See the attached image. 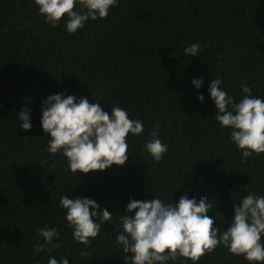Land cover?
Returning a JSON list of instances; mask_svg holds the SVG:
<instances>
[{"label": "trees", "instance_id": "16d2710c", "mask_svg": "<svg viewBox=\"0 0 264 264\" xmlns=\"http://www.w3.org/2000/svg\"><path fill=\"white\" fill-rule=\"evenodd\" d=\"M66 20L52 27L34 0H0V264H48L49 257L131 264L116 241L121 215H134L126 211L130 198L176 204L184 194L197 202L206 196L207 215L222 232L239 199L264 196V153L241 162L209 92L219 78L237 103L242 83L264 99V0H118L105 19H89L75 33ZM194 43L198 56L185 55ZM201 77L197 89L192 81ZM56 93L86 97L110 115L120 106L143 122L142 134L128 136L123 166L73 173L62 153L47 151L42 102ZM24 108L28 131L20 127ZM154 129L168 146L159 162L145 148ZM61 196L87 197L113 213L87 248L73 238ZM45 225L58 229L60 247L35 252ZM196 264L250 262L218 246Z\"/></svg>", "mask_w": 264, "mask_h": 264}, {"label": "clouds", "instance_id": "9594fccd", "mask_svg": "<svg viewBox=\"0 0 264 264\" xmlns=\"http://www.w3.org/2000/svg\"><path fill=\"white\" fill-rule=\"evenodd\" d=\"M39 14L45 22L56 27L67 17L68 33H75L85 27V23L105 19L111 7L118 0H34ZM79 4V10H77ZM201 50L199 44L184 49L187 56L195 57ZM199 89L203 78L193 79ZM222 80L212 79L209 92L215 103V119L221 128H230V138L242 152L241 162L246 163L253 153H264V99L253 97L252 88L242 83V98H234L221 88ZM198 99L204 100L203 95ZM41 125L50 139L47 151L62 153L67 158L73 173L88 174L103 171L112 165L123 166L128 158V136L144 132L143 122L129 118L128 112L120 106L111 107V115L102 105L90 102L81 96L77 102L74 95L63 93L49 95L43 102ZM23 121L20 127L31 130L30 110L24 108L19 113ZM145 148L159 162L168 151V146L158 138L154 129ZM248 186V185H247ZM245 186V187H247ZM234 204V217L227 229L219 231L213 218L207 215L212 204L206 196L199 202L180 196L178 203L164 202L158 197L141 201L133 200L126 211L134 215H121L122 231L116 237L131 264H168L179 258L191 260L193 264L202 257L216 251L218 246L227 248L236 256H243L250 264H264V196L249 192ZM60 206L66 210L67 226L72 229L73 238L87 248L95 239L105 222L112 221L113 213L100 209V205L90 198L61 196ZM99 219V223L96 219ZM37 232L44 238L37 242L35 252L45 249L52 251L60 247L59 231L47 225ZM54 239L57 242H53ZM88 251H81V257H88ZM48 264H69L64 257L57 260L49 257Z\"/></svg>", "mask_w": 264, "mask_h": 264}]
</instances>
